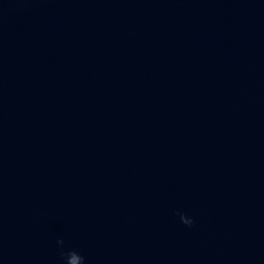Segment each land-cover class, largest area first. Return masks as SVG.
<instances>
[{
	"label": "clouds",
	"instance_id": "clouds-1",
	"mask_svg": "<svg viewBox=\"0 0 264 264\" xmlns=\"http://www.w3.org/2000/svg\"><path fill=\"white\" fill-rule=\"evenodd\" d=\"M61 243H63V241H61ZM61 255H62V256H65V253L62 252ZM79 259H80L81 261H83V264H84V257L80 255V256H79Z\"/></svg>",
	"mask_w": 264,
	"mask_h": 264
}]
</instances>
